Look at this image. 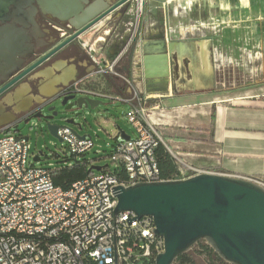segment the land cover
I'll return each instance as SVG.
<instances>
[{
	"label": "built area",
	"instance_id": "obj_1",
	"mask_svg": "<svg viewBox=\"0 0 264 264\" xmlns=\"http://www.w3.org/2000/svg\"><path fill=\"white\" fill-rule=\"evenodd\" d=\"M145 1L128 3L130 22L122 53H129L142 40ZM87 55L94 62L92 54ZM117 60L105 67L94 62L96 74L121 80L125 95L115 97L75 85L69 90L93 99H116L129 106L125 117L133 137L117 141L108 156L122 174L121 180L105 169L63 190L53 185L51 166L32 162L28 139L16 137L10 127H0V264H154L164 242L155 235L152 218H137L131 211L114 214V188L216 174L194 167L164 144L157 125L149 118L148 102L153 96L116 72ZM57 136L74 156L84 155L94 146L89 136L79 139L65 127L57 130ZM160 144L174 165L166 178L161 177L157 164L155 151ZM249 180L264 189L263 180Z\"/></svg>",
	"mask_w": 264,
	"mask_h": 264
},
{
	"label": "water",
	"instance_id": "obj_2",
	"mask_svg": "<svg viewBox=\"0 0 264 264\" xmlns=\"http://www.w3.org/2000/svg\"><path fill=\"white\" fill-rule=\"evenodd\" d=\"M129 1L37 0L43 13L67 22L73 33L27 66L25 63L30 59V48L22 44L24 38L13 34L14 24L3 26L0 29V83L3 84L0 86V95L110 15L123 8L127 9ZM162 1L165 4L167 0ZM9 5L14 7L13 15L26 14L13 0H0V16L6 15ZM30 11L32 14L35 9L31 8ZM153 46L151 48V44H143L141 48L139 64L146 94H149V89H155L161 95L172 94L176 65L181 73V83L187 84L191 89L214 88L211 57L207 59V64H203L205 70L199 68L196 46L203 53L204 41L172 40L167 32L161 34L160 41ZM185 59L189 61L192 76L189 83L183 78L185 69L182 63ZM82 95L78 98L65 97L62 104L75 99L73 105L77 106V110L92 109L101 104L98 100ZM48 104L50 102L46 103L44 100L38 102L36 113L29 115L23 122L26 123L31 118L42 121L50 135L61 142L57 130L63 127L52 123L57 112L54 107L46 109ZM70 107L68 105L67 109ZM45 109L52 113L45 114ZM27 112L28 110L18 111L17 115ZM19 122L22 121L19 120L12 126L13 131H17ZM65 123V128L68 125L81 128L73 118L66 119ZM69 130L79 139L88 137L79 136L74 129ZM119 136L123 141L128 140L123 133ZM64 153L70 152L66 148ZM41 156L42 153H38L32 162H39ZM91 169L100 170L99 167ZM114 192L117 201L114 214L131 211L137 218H152L154 233L164 242V250L155 257L154 264H173L179 256L200 241H205L228 264H264V189L249 179L204 173L185 180L139 183L127 188L117 186Z\"/></svg>",
	"mask_w": 264,
	"mask_h": 264
},
{
	"label": "crops",
	"instance_id": "obj_3",
	"mask_svg": "<svg viewBox=\"0 0 264 264\" xmlns=\"http://www.w3.org/2000/svg\"><path fill=\"white\" fill-rule=\"evenodd\" d=\"M180 2L189 3L193 7L194 13L199 11L200 14H205L209 20L207 24L215 20L214 22L219 26L221 23L226 25L224 28L227 26L234 30L240 28L241 36L255 32L257 42L241 41L232 44L225 42L218 45V47L220 46L219 51L224 50V62L222 74H217L219 78L217 84L225 89L218 97H211L198 103L182 101L167 106L166 103L175 99L171 94L161 95L157 90L149 89L148 95L153 96V103L149 105V118L152 123L157 125L158 133L164 144L194 167L216 174L264 181V0H167L165 4H162L167 6ZM166 12L167 10L164 12L165 15L169 16ZM153 15L156 14H153L151 9L148 11L145 9L143 19L145 36L138 47L133 46L130 49L129 56L125 61L126 71L124 74L131 78L135 87L144 93L146 92L142 68L139 64L143 44H151V48H153V45L160 41L161 34L167 32L172 40L204 41L205 38V36L184 38L178 33L175 35L177 27H174L173 24L169 25L170 22H168L169 29H167L166 21L163 26L161 18L153 17ZM220 19H223V22H220ZM107 20L96 25L92 31L105 27ZM211 25H215V23H211ZM86 35L87 33L80 39ZM89 37L92 40L93 34H90ZM210 39L214 40V37L211 36ZM221 45L224 46L221 47ZM231 51L235 62L239 63L234 67L240 71V75L233 79L227 76L229 73L226 75L227 71L230 72V65H226V63L231 62L226 59H231ZM215 52L213 42L210 65L213 74L216 73L213 69ZM196 53L199 68L205 70L203 64H207L208 59L205 50L201 53V49L196 46ZM114 54H116L115 51H112L111 57ZM84 55L85 59L77 61V63H68L62 60L54 62L41 74L35 75L43 76L39 87L40 94L43 97L54 94L55 87L59 82H67L76 78L77 75H81L83 78L85 76L87 78L85 81L94 75L100 79L101 76L95 74V65L87 54ZM189 67L188 62V70ZM183 78L187 83L192 79L187 80L184 75ZM114 79L111 75L105 77V81L99 84V88L104 89L106 94L115 97L125 95V86L121 93L109 88V82ZM181 79L179 71V80ZM230 82L234 84L232 91L227 90ZM94 83L95 80L92 84ZM92 84L88 85L89 88L98 89L91 87ZM40 98L39 95L35 96L28 90L29 106L34 102L41 101ZM196 108L202 109L200 115L197 114L199 112L194 111ZM4 111L5 108L0 103V119L2 120L8 116L3 114ZM9 119L8 116L6 120L1 121L0 126H7L4 123ZM121 133L125 137H130L121 130L117 132V135L119 136Z\"/></svg>",
	"mask_w": 264,
	"mask_h": 264
},
{
	"label": "rangeland",
	"instance_id": "obj_4",
	"mask_svg": "<svg viewBox=\"0 0 264 264\" xmlns=\"http://www.w3.org/2000/svg\"><path fill=\"white\" fill-rule=\"evenodd\" d=\"M162 0H146L145 1V9L146 11L152 10L153 17L159 16L164 26L166 21V26L173 24L174 27H177L176 34H180L184 38H200L203 36L214 37V45H215V57L213 61V69L215 70L216 74H222V66H223V54L224 50L219 51L220 43H234V42H257L256 41V34L249 33L248 35L243 34L242 36L240 33V28H234L226 25L219 26L216 22L210 21V24H207L209 21L205 14L203 15L200 12H195L193 7L186 2H180L178 4H169L163 5ZM162 7V9H161ZM165 10H167V15H165ZM207 14V13H206ZM169 17V19H168ZM223 22V19L219 20ZM211 23H215V25H211ZM210 25V26H209ZM109 26V24H108ZM96 27V26H95ZM105 33H107V26L102 27ZM91 31V32H90ZM96 30H89L87 35L82 37L76 43L77 48L83 53L87 54H96V51L99 50V45L96 41H92L89 37L90 34H94ZM174 31V30H173ZM174 31V32H175ZM244 32V31H243ZM89 34V35H88ZM91 40V41H90ZM263 40V39H262ZM259 42V41H258ZM224 45H221V47ZM233 52L231 51V63H226V65H230L228 68L230 72H226V75L229 76L231 79L233 77H237L240 75L239 69L234 67L235 65L239 64L235 62L233 56ZM239 66V65H238ZM226 70H228L226 68ZM95 80L94 84H101L105 81V77H97L91 76L89 77L88 81H84L82 83V87L85 89H89L88 84H92ZM234 84L230 82L229 86H227L228 91H232ZM40 87V86H39ZM229 87V88H228ZM231 89V90H229ZM101 93H105L106 91L101 88H98ZM225 89L221 86H217L216 92L209 95H200L191 97L188 100L182 99H173L166 103L167 106L175 105L177 103H181L182 101H189L191 103H198L201 100H205L211 97H218L223 93ZM108 93V92H107ZM101 102L100 105H97L95 108H82L79 110H75L72 113L68 114V118L66 115H62L59 113L53 119V123L59 127L67 126L65 123L66 119L73 118L76 124H80L81 128L76 126L68 125L67 128L74 129L79 136L86 135L89 136L94 144L93 148L86 152L83 156H72L70 153H64L65 147L64 145L57 140V138L50 135V133L45 129V125L42 121L38 119L31 118L28 122H19L17 126V131H13L11 129V133L16 137H23L28 139V143L30 145V154L34 156L38 153H42L41 160L35 165L42 166V167H55L59 165H64L68 163H73L75 159L80 160L82 158L92 160V165L96 167H107L109 171H113L115 169V165L110 162L108 156L110 152L113 150L115 143L118 141H122L120 136H117V132L121 130L127 136L133 137V129L131 125L127 122L125 114L129 109V106L119 100L116 99H108V98H94ZM59 110V107L57 108ZM195 112H199L197 114H201L202 109L196 108ZM44 113H48L45 109ZM213 117V116H212ZM66 118V119H65ZM206 244L205 241H200L195 244L188 252V256L194 258L197 264H205L206 259L204 255H199V249Z\"/></svg>",
	"mask_w": 264,
	"mask_h": 264
},
{
	"label": "flooded vegetation",
	"instance_id": "obj_5",
	"mask_svg": "<svg viewBox=\"0 0 264 264\" xmlns=\"http://www.w3.org/2000/svg\"><path fill=\"white\" fill-rule=\"evenodd\" d=\"M13 1L17 5H19L21 10L26 14L20 16H16L17 14L13 15L12 9L14 7L13 5H9L6 15L0 16V29L3 26L10 25L12 23L14 24V27L12 28L13 31H10H12L15 36H20L22 37V39L24 38L22 44L24 45V47L30 48L31 52L30 59L25 63V65L28 66L34 61L38 60L47 52H49L54 46L62 42L73 33L67 22H62L57 18L52 17L50 14L43 13L38 5L37 0ZM89 1L94 2L96 0ZM31 8L35 9L32 14L30 11ZM107 19V23L105 24V26H107L108 28L107 33L104 32V29H99L93 34L92 39L96 40V42L98 43L99 50L96 51V54H92V56L94 58V62H96V64L101 67H105V65L109 64V61H113L114 59L118 58L115 65V71L122 75H125V61L127 60L126 58H128L129 54L127 52L122 53V51L128 38L127 29L130 22V16L127 15V9L123 8L120 11L110 15ZM144 36L145 30H142V38ZM80 37L60 49V51L48 58L37 69H35L29 75L21 79L10 89L0 95V103H2L5 108L3 114L10 117V119L4 123L5 125H7V127L14 126L19 120L23 122L29 115L36 113V110L39 107L37 103L40 101L34 102L29 106V103L27 101L28 90L35 96L39 95L41 97V101L44 100L46 103L50 102V104L46 106V109L54 107V111L57 112V116L59 115V113H61L62 115H66V118H68V114L77 110V106L73 105L75 99L67 100L64 104L62 103L65 97L75 96V98H78L80 96L81 93H71V91L69 90V86L75 85L78 88L82 87V83L87 79L85 76L83 78L81 75H77L76 78L68 80L67 82H59L55 87L56 91L54 92V94L43 97L39 91L40 82H42L43 76L35 75L41 74L48 66H51V64L57 61L62 60L67 61L68 63H77V61L85 59V55L76 46V43L78 42ZM183 40L186 41L185 39ZM213 42L214 40H211L209 36H206L204 38V50L207 58H212ZM112 51H115L116 53L113 57H111ZM90 61L95 65V63L91 59ZM188 62L189 61L187 59L183 60L182 66L185 69V79L190 80L192 76L187 68ZM96 68L97 67L95 66V70ZM214 76L215 86L213 89H200V87L191 89L190 86L185 83H181V81L179 80V68L176 65L174 67L173 73L174 87L171 96L175 99H187L194 96L213 94L214 92H216L218 86L217 83L219 81L218 75L216 73L214 74ZM102 77H109V75L103 73ZM178 80L179 82L176 83V81ZM2 85L3 84L0 83V86ZM63 85H65V87ZM109 86V88H113L114 91H118L121 93L123 91L122 89L124 87V84L121 80L114 79L109 82ZM91 87L99 88L100 86L99 84H92ZM47 97L51 98L47 99ZM68 105H71V107L67 109ZM58 107L59 110L57 109ZM26 110H28L27 113L17 115L18 111L24 112ZM51 113L52 112L47 114ZM8 116H6V119L8 118ZM6 119L3 118V120ZM3 120L0 119V123H2L1 121Z\"/></svg>",
	"mask_w": 264,
	"mask_h": 264
},
{
	"label": "trees",
	"instance_id": "obj_6",
	"mask_svg": "<svg viewBox=\"0 0 264 264\" xmlns=\"http://www.w3.org/2000/svg\"><path fill=\"white\" fill-rule=\"evenodd\" d=\"M153 100L149 101L151 105ZM157 164L160 170L161 177L166 178L174 171V165L168 153L164 147L160 144L156 149ZM74 156V155H72ZM83 156V155H81ZM96 166L92 165V160L82 158L80 160L75 159L73 163L64 165H57L52 167L51 178L53 185L62 188L63 190L68 189L74 182L83 180L93 176L96 172L108 169L107 167H99V171H94L91 168ZM114 175L118 180L122 179V174L117 169L113 170ZM199 255H204L206 259L205 264H228L221 260L213 250L206 244H204L198 252ZM173 264H197L194 258L188 256L187 252L179 256Z\"/></svg>",
	"mask_w": 264,
	"mask_h": 264
},
{
	"label": "bare ground",
	"instance_id": "obj_7",
	"mask_svg": "<svg viewBox=\"0 0 264 264\" xmlns=\"http://www.w3.org/2000/svg\"><path fill=\"white\" fill-rule=\"evenodd\" d=\"M37 75V74H36ZM66 79V78H65ZM64 83V82H63Z\"/></svg>",
	"mask_w": 264,
	"mask_h": 264
}]
</instances>
